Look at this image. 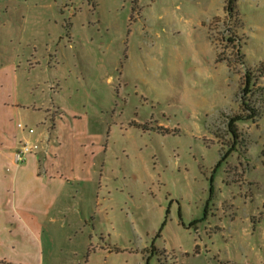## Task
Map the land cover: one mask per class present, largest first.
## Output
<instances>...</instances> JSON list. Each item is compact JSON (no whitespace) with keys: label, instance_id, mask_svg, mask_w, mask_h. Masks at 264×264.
Listing matches in <instances>:
<instances>
[{"label":"rangeland","instance_id":"374dc122","mask_svg":"<svg viewBox=\"0 0 264 264\" xmlns=\"http://www.w3.org/2000/svg\"><path fill=\"white\" fill-rule=\"evenodd\" d=\"M226 4L0 0V104L101 144L41 264H264V0Z\"/></svg>","mask_w":264,"mask_h":264},{"label":"crops","instance_id":"0c3cea01","mask_svg":"<svg viewBox=\"0 0 264 264\" xmlns=\"http://www.w3.org/2000/svg\"><path fill=\"white\" fill-rule=\"evenodd\" d=\"M45 101L46 96L27 90L22 99L16 93L0 104V263L41 264L45 249L55 247L56 228L68 227L71 205L83 201L85 210L81 205L71 215L85 214V197L92 194L101 144L88 145V131L79 132L73 122L81 117L69 114L55 118L49 131V116L40 107ZM18 121L35 127V133L19 128ZM24 139H38L41 149L17 164L15 149ZM108 151L109 145L103 147L102 153ZM100 164L101 178L106 160Z\"/></svg>","mask_w":264,"mask_h":264},{"label":"built area","instance_id":"2783aa9c","mask_svg":"<svg viewBox=\"0 0 264 264\" xmlns=\"http://www.w3.org/2000/svg\"><path fill=\"white\" fill-rule=\"evenodd\" d=\"M18 127L22 130H27L28 133H35L36 128L29 126L22 121H18ZM41 149V142L38 139H24L21 140L15 149V160L17 164L26 162L28 155L36 154Z\"/></svg>","mask_w":264,"mask_h":264},{"label":"trees","instance_id":"16d2710c","mask_svg":"<svg viewBox=\"0 0 264 264\" xmlns=\"http://www.w3.org/2000/svg\"><path fill=\"white\" fill-rule=\"evenodd\" d=\"M234 7H235V0H227L226 9L228 10V12H232L233 9H234ZM246 89H247V86H245L244 90H246ZM240 117H241V116H240ZM240 117H232V118L230 119V121H229V128H230V131L232 132V134H233L234 136H236V133H235V128H234V126H233L232 121H235L236 119H239ZM248 117H251V116H248ZM220 163H221V159H219V160L217 161V163L214 165V167H213V169H212L213 172H215L216 169L220 166ZM209 182H210V184H209V198H210L211 195H212V193H213V178H212V176L210 177ZM204 213H206V209H205V212H204ZM164 224H165V221L162 223V227H163ZM162 227H161V228H162ZM151 250L154 251L155 248L152 247ZM198 251H199V250H198V245H196V246H195V252L197 253ZM151 254H152V253H150V255H151ZM148 259H150V256L148 257Z\"/></svg>","mask_w":264,"mask_h":264}]
</instances>
